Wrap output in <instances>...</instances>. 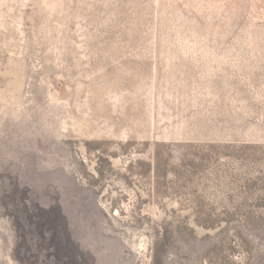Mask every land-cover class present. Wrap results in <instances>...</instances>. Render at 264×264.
Returning <instances> with one entry per match:
<instances>
[{"label": "rangeland", "instance_id": "rangeland-1", "mask_svg": "<svg viewBox=\"0 0 264 264\" xmlns=\"http://www.w3.org/2000/svg\"><path fill=\"white\" fill-rule=\"evenodd\" d=\"M0 264H264V0H0Z\"/></svg>", "mask_w": 264, "mask_h": 264}]
</instances>
